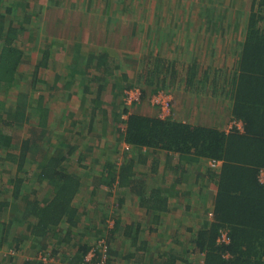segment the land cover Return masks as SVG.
Instances as JSON below:
<instances>
[{"label":"crops","instance_id":"0c3cea01","mask_svg":"<svg viewBox=\"0 0 264 264\" xmlns=\"http://www.w3.org/2000/svg\"><path fill=\"white\" fill-rule=\"evenodd\" d=\"M248 1L251 10L253 0H0V42L12 26L22 52L15 82L0 90V130L10 135L0 148V264H83L81 248L101 239L106 264H204L193 242L214 221L220 168L162 150L126 151L125 122L142 104L124 99L129 90L150 97L146 105L158 94L197 98L191 90H212V82L220 96L231 78L223 54L234 42L222 45L223 11ZM232 22L226 37L240 30L241 18ZM45 169L77 176V227L59 225L50 243L36 245L27 202L53 199ZM20 180L33 194L16 199ZM155 192L158 208L145 203ZM136 232L146 251H137ZM98 252L93 264H101Z\"/></svg>","mask_w":264,"mask_h":264},{"label":"trees","instance_id":"16d2710c","mask_svg":"<svg viewBox=\"0 0 264 264\" xmlns=\"http://www.w3.org/2000/svg\"><path fill=\"white\" fill-rule=\"evenodd\" d=\"M260 22L264 23V0H253L240 50H237L238 54L231 50L236 57L229 66L231 78L222 90L223 99L212 103L216 104L214 108L207 106L210 100L205 103L204 112L210 115L208 123H186L177 118L174 109L192 102V99L188 100L187 92L176 94L171 103V114L164 119L155 114L160 106L144 103L145 98H151L142 92L140 102L135 103V106L142 104L141 107L137 106L136 111L128 114L125 122L123 135L126 143L134 149L177 153L180 161L185 162L202 159L222 162L216 183L214 221L200 230L193 242L204 254V264H264V184L258 179L260 170L264 169V28ZM2 30L3 26H0V39ZM14 32L10 26L4 42H0V90L2 83L8 88L13 85L22 61L21 49L12 39ZM205 75L207 77L208 73ZM193 78L194 75L188 83ZM217 88L216 82H212L209 92L214 97L219 96ZM191 91L200 94L196 90ZM201 96L198 95L197 100L202 105L208 97L202 99ZM238 122L242 129L234 125L229 130L231 124ZM9 137L0 130V148ZM23 145L27 149L33 147V133ZM42 175L52 187L54 197L44 205L38 200L27 202L30 216L38 219L32 232V236L37 237L36 245L50 243L57 236L59 225L67 224L69 231L77 227L78 208L74 205L79 189L77 176L71 170L61 173L51 169L43 170ZM18 182L14 186L16 199L33 194L29 189L25 190L22 180ZM156 194L145 203L153 199L154 203L149 206L158 208L153 206L158 202ZM220 230L228 231L229 244L217 243ZM5 231L6 225L0 224V248ZM70 236L68 233L64 240L71 242L75 236ZM133 238L136 245L142 237L136 232ZM136 247L138 252L147 249L143 244ZM91 249V245L88 248L86 244L81 248L83 264ZM163 264L175 262L167 259Z\"/></svg>","mask_w":264,"mask_h":264},{"label":"rangeland","instance_id":"374dc122","mask_svg":"<svg viewBox=\"0 0 264 264\" xmlns=\"http://www.w3.org/2000/svg\"><path fill=\"white\" fill-rule=\"evenodd\" d=\"M226 11H227V13H230V18L226 17V15H225L226 14ZM223 13H224V15H222V19L224 20L225 23L222 25V27L224 29L223 34H222V35H224L223 36V39H222V45L225 48V43L228 44V42H230L228 40V38H232V40L234 42H231L232 43L231 49L234 50V51H236L237 54H238V51L240 50V46L239 45L244 40V31H245L244 29H245L246 23H248L249 15L251 13L249 1L247 2V6L246 7H243V9H241V10H234V9L229 8V10H224ZM238 17L241 18V23H242L241 26H240L239 32H235L234 34H232V36L226 37L225 29H227V32H229L228 28L230 27V24L233 23L232 20H236ZM226 22H229V24L228 25H225V24H227ZM259 25L264 28V23L262 24V22H260ZM223 50L226 51V49H223ZM227 53H228V55L225 54V53L223 55H224L225 59L227 60L226 63L229 62V66H231L232 65V62H233V60H234V58L236 56L233 55L232 52L229 53L227 51ZM221 54L222 53L220 52V54L217 55L218 58L216 59V61L218 63H220V60H221V57L220 56H221ZM230 73H231L230 69L229 70H226L224 72V80H227V81L229 80ZM205 90H206L205 92H204V90H200V92L199 91L196 92V93H200L198 95H202L201 96L202 99H205V98L208 97V99H206L202 105H201V103H199V101L197 100L196 97H192L191 98L192 99L191 100L192 101L191 104H187L186 106L184 105L183 107L178 106V107H176L174 109L173 112L174 113L176 112V114H177L176 116H177L178 119L183 120L186 123H189L190 122V123H201L202 124V123H205V122H207V123L209 122L208 119H209L210 115H209L208 112L207 113L204 112V110L206 108L205 107V103L207 104V100H210L209 103H208V105H207L208 107H210V105H212V103H216L217 102V101H214V100H219L220 101L223 98L221 97V95L218 96V97H214L213 95L209 94V91H211V90H209V89L208 90L205 89ZM219 90H221V86H220ZM219 90H218V92L220 93L221 91H219ZM225 106H227V104ZM212 107L213 108L216 107V104H213ZM173 112H172V114H173ZM202 116H204V117L202 118ZM177 118H175V120ZM231 126H233V125H231ZM227 127H225V129H227ZM6 128L9 129V127H7V126L5 127V129ZM229 130H230V127H229ZM172 160H175V159L172 158ZM176 161H177V158H176ZM215 170H218V169H215ZM182 240H184L183 236H182ZM198 257H201L202 258V259L199 258V262L201 263V260H203V255L201 256V254H200V256H198ZM199 262H197V263H199Z\"/></svg>","mask_w":264,"mask_h":264},{"label":"built area","instance_id":"2783aa9c","mask_svg":"<svg viewBox=\"0 0 264 264\" xmlns=\"http://www.w3.org/2000/svg\"><path fill=\"white\" fill-rule=\"evenodd\" d=\"M141 100V95H138L137 92H135L134 90H129L126 92V96L124 101L126 102V104H129L130 106L134 105L135 103H139ZM171 99H167L164 96H161V94H158L156 96H154L152 98V104L153 105H157L160 106L161 108V118L164 119L166 117H168L171 114ZM231 125H236L239 129H242V124L241 123H233ZM230 125V129L232 128V126ZM126 151L130 150V146L127 145L125 146ZM209 166L215 169H219L222 165L221 161H217V160H209ZM258 179L261 183L264 184V169H261L258 175ZM218 244H229L230 243V238L228 235V231L227 230H220V236L217 240ZM97 248H99L97 250ZM97 251H100V255L102 254V259H101V264H106V260H107V254L109 251V246L108 243L105 239H101L96 248H92L86 259L84 264H93V260L95 258V256H97Z\"/></svg>","mask_w":264,"mask_h":264},{"label":"clouds","instance_id":"9594fccd","mask_svg":"<svg viewBox=\"0 0 264 264\" xmlns=\"http://www.w3.org/2000/svg\"><path fill=\"white\" fill-rule=\"evenodd\" d=\"M130 150H131V146H130ZM130 150H129V151H130Z\"/></svg>","mask_w":264,"mask_h":264}]
</instances>
